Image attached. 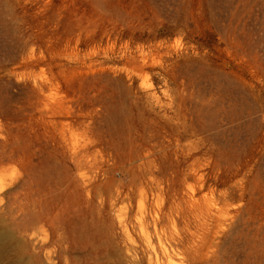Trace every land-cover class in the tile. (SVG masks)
<instances>
[{"label": "rangeland", "instance_id": "374dc122", "mask_svg": "<svg viewBox=\"0 0 264 264\" xmlns=\"http://www.w3.org/2000/svg\"><path fill=\"white\" fill-rule=\"evenodd\" d=\"M0 264H264V0H0Z\"/></svg>", "mask_w": 264, "mask_h": 264}, {"label": "bare ground", "instance_id": "6f19581e", "mask_svg": "<svg viewBox=\"0 0 264 264\" xmlns=\"http://www.w3.org/2000/svg\"><path fill=\"white\" fill-rule=\"evenodd\" d=\"M1 242H2V240H1V237H0V245H1Z\"/></svg>", "mask_w": 264, "mask_h": 264}]
</instances>
